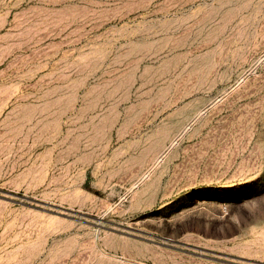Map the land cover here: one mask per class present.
<instances>
[{
	"label": "rangeland",
	"instance_id": "rangeland-1",
	"mask_svg": "<svg viewBox=\"0 0 264 264\" xmlns=\"http://www.w3.org/2000/svg\"><path fill=\"white\" fill-rule=\"evenodd\" d=\"M0 264H264V0H0Z\"/></svg>",
	"mask_w": 264,
	"mask_h": 264
}]
</instances>
